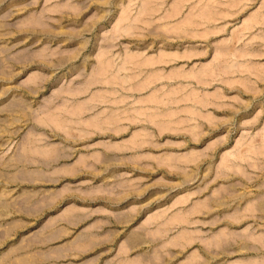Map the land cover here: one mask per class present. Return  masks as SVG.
I'll return each mask as SVG.
<instances>
[{
    "label": "rangeland",
    "instance_id": "rangeland-1",
    "mask_svg": "<svg viewBox=\"0 0 264 264\" xmlns=\"http://www.w3.org/2000/svg\"><path fill=\"white\" fill-rule=\"evenodd\" d=\"M0 264H264V0H0Z\"/></svg>",
    "mask_w": 264,
    "mask_h": 264
},
{
    "label": "bare ground",
    "instance_id": "bare-ground-1",
    "mask_svg": "<svg viewBox=\"0 0 264 264\" xmlns=\"http://www.w3.org/2000/svg\"><path fill=\"white\" fill-rule=\"evenodd\" d=\"M129 213H131V212H129ZM131 215H132V214H131ZM126 217L129 218V217H130V214H127Z\"/></svg>",
    "mask_w": 264,
    "mask_h": 264
}]
</instances>
